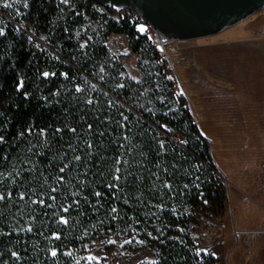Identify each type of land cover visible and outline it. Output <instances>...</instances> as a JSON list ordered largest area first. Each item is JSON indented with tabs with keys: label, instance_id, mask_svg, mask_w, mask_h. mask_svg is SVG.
Masks as SVG:
<instances>
[{
	"label": "trees",
	"instance_id": "1",
	"mask_svg": "<svg viewBox=\"0 0 264 264\" xmlns=\"http://www.w3.org/2000/svg\"><path fill=\"white\" fill-rule=\"evenodd\" d=\"M95 4L117 17L83 44L76 28L95 16ZM11 17L17 48L0 34V264H74L69 249L111 237L153 245L157 264H216L197 250L191 228L198 206L226 212L229 183L186 96L171 74L164 81L175 106L150 89L152 75L134 80L102 69L109 31L135 38L134 50L159 51L136 32L135 10L27 0Z\"/></svg>",
	"mask_w": 264,
	"mask_h": 264
},
{
	"label": "rangeland",
	"instance_id": "2",
	"mask_svg": "<svg viewBox=\"0 0 264 264\" xmlns=\"http://www.w3.org/2000/svg\"><path fill=\"white\" fill-rule=\"evenodd\" d=\"M26 4L27 0H0L1 35L15 49L14 30L18 23L11 15ZM93 9L95 16L86 14L76 28L83 44L100 38L106 19L117 17L102 5L95 4ZM146 34L145 42L151 47L161 41L150 29ZM134 39L120 31H109L102 38L109 53L102 69L134 80L144 72L152 75L150 89L157 96L166 95L167 103L174 106L179 99L167 95L164 77L171 74L176 83V76L201 132L209 139L211 156L220 174L229 181L226 212L204 213L200 206L196 207L200 220L193 224L191 234L197 250L207 249L214 254L216 264H264V111L240 116L244 94L240 88H216L202 79L211 74L223 75L225 68H264V5L215 32L162 41L163 49L158 47L159 51L146 44L134 50ZM162 53L171 72L161 64ZM163 127L170 130L165 123ZM172 135L180 144L185 142L183 133L172 131ZM124 241L97 238L83 248L72 247L69 251L74 264H157L153 245L130 247Z\"/></svg>",
	"mask_w": 264,
	"mask_h": 264
},
{
	"label": "water",
	"instance_id": "3",
	"mask_svg": "<svg viewBox=\"0 0 264 264\" xmlns=\"http://www.w3.org/2000/svg\"><path fill=\"white\" fill-rule=\"evenodd\" d=\"M99 1L113 5L125 4L134 9L140 19L135 23L136 32L144 34L149 29L152 30L157 39L161 40L156 43L160 49H163L162 41L190 38L215 32L264 5V0ZM141 26L145 28V31H140ZM175 79L178 89L186 96L176 76ZM188 104L191 109L189 101Z\"/></svg>",
	"mask_w": 264,
	"mask_h": 264
},
{
	"label": "crops",
	"instance_id": "4",
	"mask_svg": "<svg viewBox=\"0 0 264 264\" xmlns=\"http://www.w3.org/2000/svg\"><path fill=\"white\" fill-rule=\"evenodd\" d=\"M227 42L230 43V41ZM202 79L203 82L216 88H240L244 93L242 98L243 107L241 106L242 109L240 111V116L263 113L264 68H225L223 71V75L211 74L209 75V77L203 76ZM255 91L257 94H251L249 96L250 92ZM225 179L226 181H228L227 178ZM227 183H229V181Z\"/></svg>",
	"mask_w": 264,
	"mask_h": 264
},
{
	"label": "snow or ice",
	"instance_id": "5",
	"mask_svg": "<svg viewBox=\"0 0 264 264\" xmlns=\"http://www.w3.org/2000/svg\"><path fill=\"white\" fill-rule=\"evenodd\" d=\"M140 31H141V32L145 31V28H144L143 26H141V27H140ZM0 34H3V33H2V31H0ZM45 75L47 76L48 74H47V73H45ZM205 203H207V202L205 201ZM204 251H205V252H207V249H205ZM52 255H53V256H55V255H56V253H55V252H53V253H52ZM213 255H214V254H213Z\"/></svg>",
	"mask_w": 264,
	"mask_h": 264
},
{
	"label": "flooded vegetation",
	"instance_id": "6",
	"mask_svg": "<svg viewBox=\"0 0 264 264\" xmlns=\"http://www.w3.org/2000/svg\"><path fill=\"white\" fill-rule=\"evenodd\" d=\"M138 20H140V19H138Z\"/></svg>",
	"mask_w": 264,
	"mask_h": 264
}]
</instances>
